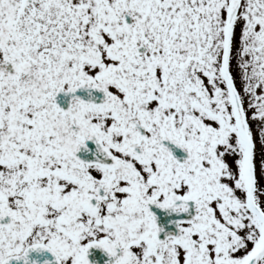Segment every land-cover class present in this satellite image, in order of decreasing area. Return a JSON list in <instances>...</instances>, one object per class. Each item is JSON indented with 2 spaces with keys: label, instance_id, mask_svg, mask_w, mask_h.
<instances>
[{
  "label": "snow or ice",
  "instance_id": "obj_1",
  "mask_svg": "<svg viewBox=\"0 0 264 264\" xmlns=\"http://www.w3.org/2000/svg\"><path fill=\"white\" fill-rule=\"evenodd\" d=\"M0 264H264V0H0Z\"/></svg>",
  "mask_w": 264,
  "mask_h": 264
},
{
  "label": "flooded vegetation",
  "instance_id": "obj_2",
  "mask_svg": "<svg viewBox=\"0 0 264 264\" xmlns=\"http://www.w3.org/2000/svg\"><path fill=\"white\" fill-rule=\"evenodd\" d=\"M99 256H100V253L96 252V253H93L92 258H93V259H96V258L99 257Z\"/></svg>",
  "mask_w": 264,
  "mask_h": 264
}]
</instances>
